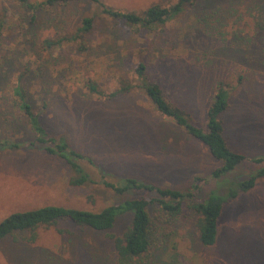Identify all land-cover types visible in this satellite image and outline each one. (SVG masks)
<instances>
[{"label": "rangeland", "instance_id": "obj_1", "mask_svg": "<svg viewBox=\"0 0 264 264\" xmlns=\"http://www.w3.org/2000/svg\"><path fill=\"white\" fill-rule=\"evenodd\" d=\"M102 1L142 13L177 0ZM86 17L93 18V28L82 48L81 38H67ZM0 19V141L16 144L0 146V221L47 205L99 211L150 196L117 193L103 179L133 177L184 190L201 177L199 196L207 194L220 163L203 142L162 115L142 91L103 97L87 87L94 81L108 93L121 80L138 82L135 67L141 62L171 103L202 127L222 81L230 93L222 114L229 145L251 157L264 155V0H198L148 30L103 13L91 0L36 9L0 0ZM61 38L56 47L45 43ZM19 85L48 132L92 160L81 163L97 183L73 185L69 164L35 142L15 93ZM254 169L246 162L230 177L244 179ZM198 217L185 210L179 220L162 223L149 264H264V177L225 206L211 246L200 242ZM131 218L120 215L108 232L64 220L17 232L0 240V264H118L114 237L124 234Z\"/></svg>", "mask_w": 264, "mask_h": 264}, {"label": "trees", "instance_id": "obj_2", "mask_svg": "<svg viewBox=\"0 0 264 264\" xmlns=\"http://www.w3.org/2000/svg\"><path fill=\"white\" fill-rule=\"evenodd\" d=\"M21 1L29 9H36L42 4L51 6L73 0H45L43 3L38 4H34L29 0ZM91 1L99 5L103 13L113 18L121 19L129 25L151 29L174 19L175 16L183 12L187 5L198 0H177L176 3L170 6L155 4L142 13L121 11L107 6L102 0ZM2 27L3 23L0 21V38ZM92 28L93 18L86 17L79 31L67 39L77 40L81 38L80 44L83 48L84 36ZM63 40L64 38L46 39L45 43L48 46L56 47L61 45ZM135 73L138 82L121 80L119 88L108 93L94 81L89 82L87 87L91 93L103 97H115L121 92H128L133 89L142 91L162 115L170 118L186 133L203 142L209 148L213 157L220 163L211 172L214 182L207 194L199 196L201 190L198 182L203 180L201 177L194 178L197 185L193 184L184 190L144 183L133 177H125L117 181L103 179L101 182L117 193L145 191L150 196L129 198L120 203L106 206L99 211L60 205H47L36 209L16 211L0 221V240L20 231H34L40 226L54 225L62 220L71 221L83 229L89 228L98 232H108L115 226L120 215L131 213V223L127 230L122 236L114 237L117 262L118 264H149L152 249L158 246L156 236L161 230V224L177 221L182 217L185 210H191L199 215L196 227L200 242L204 246H211L216 242L219 220L225 206L242 193L253 189L258 180L264 177V155L251 157L234 150L229 145L224 134L225 127L222 114L229 106L230 93L229 88L222 81L218 82L215 88L207 111L206 125L202 127L197 125L185 110L171 103L165 96L161 85L149 78L144 63L141 62L135 67ZM15 93L21 99L20 107L36 136L35 142L44 145L48 154L57 155L69 164L74 175L70 182L77 186L97 183L98 181L91 176L81 163L82 160L90 162L92 160L71 147L63 137H54L48 132L47 128L40 122L39 115L33 110L32 104L28 102V95L24 87L17 86ZM4 145L16 147V144L0 141V146ZM246 162L256 166V169L244 179L231 178L230 173Z\"/></svg>", "mask_w": 264, "mask_h": 264}]
</instances>
